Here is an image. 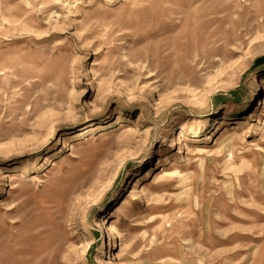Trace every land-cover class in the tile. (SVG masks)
<instances>
[{"label": "rangeland", "instance_id": "1", "mask_svg": "<svg viewBox=\"0 0 264 264\" xmlns=\"http://www.w3.org/2000/svg\"><path fill=\"white\" fill-rule=\"evenodd\" d=\"M111 251L264 264V0H0V264Z\"/></svg>", "mask_w": 264, "mask_h": 264}, {"label": "bare ground", "instance_id": "2", "mask_svg": "<svg viewBox=\"0 0 264 264\" xmlns=\"http://www.w3.org/2000/svg\"><path fill=\"white\" fill-rule=\"evenodd\" d=\"M235 136V132H233V133H230L229 135H227L226 137H225V140H230L231 138H233ZM9 175H4V177H8ZM108 228V232H109V235H110V237H111V239L112 240H110V241H112V247H116L117 246V244H116V241H115V238L119 235V230H118V228H117V226H115V225H113V224H111V225H109V227H107ZM119 246H122V243H120L119 244ZM110 258L112 259H115L116 260V262L114 263V264H120L117 260H120V252H113L112 253V251L110 252ZM113 256V257H112Z\"/></svg>", "mask_w": 264, "mask_h": 264}]
</instances>
